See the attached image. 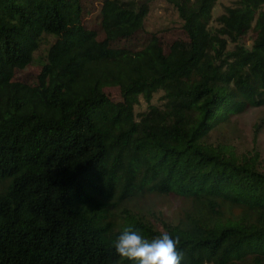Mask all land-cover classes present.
<instances>
[{"label":"trees","instance_id":"trees-1","mask_svg":"<svg viewBox=\"0 0 264 264\" xmlns=\"http://www.w3.org/2000/svg\"><path fill=\"white\" fill-rule=\"evenodd\" d=\"M98 1L93 29L85 0H0V264H135L114 248L125 228L169 234L181 264H264V117L251 150L226 131L264 109V0H236L215 28L219 0H164L187 39L172 53L146 33L148 3ZM151 196L189 208L168 219L141 206Z\"/></svg>","mask_w":264,"mask_h":264},{"label":"rangeland","instance_id":"rangeland-1","mask_svg":"<svg viewBox=\"0 0 264 264\" xmlns=\"http://www.w3.org/2000/svg\"><path fill=\"white\" fill-rule=\"evenodd\" d=\"M86 1V24L93 29H98L99 11L101 3L98 0H85ZM236 0H219L213 11L212 27H217L215 20L224 13V10L228 6H233ZM121 4H124L130 8L135 9L142 3L149 4V14L146 17L145 29L146 33H156L161 38L164 48L167 53H172L174 50L183 49L181 44L185 45L186 36L182 30V24L177 10L168 2L164 0H119ZM146 33L140 34L136 39L129 42H118L113 44L114 48H128L131 50H137L142 48L148 41ZM255 34L250 32L242 41V44L247 47H251ZM100 39L105 38L103 33H100ZM55 42V39L46 36L43 40L42 46L36 52L35 58L43 62L46 58L50 47ZM39 65V64H38ZM39 71L38 66H33L29 69L32 75H36ZM20 72V76H25L26 73ZM109 92L115 97L119 98L118 89L112 88ZM162 93H158L154 96L152 105H160V98ZM149 104L145 102L143 98L140 99V105L135 108L136 115H140L148 111ZM260 117H264V109H251L240 117H237L233 123L226 128L228 138L234 142V144L241 149H252L253 147V126ZM258 148L262 152L264 157V131L259 137ZM141 206L146 210H153L155 213H163L168 219H177L180 214L185 211L188 206V202L182 200L176 196H151L148 199L142 201Z\"/></svg>","mask_w":264,"mask_h":264},{"label":"clouds","instance_id":"clouds-1","mask_svg":"<svg viewBox=\"0 0 264 264\" xmlns=\"http://www.w3.org/2000/svg\"><path fill=\"white\" fill-rule=\"evenodd\" d=\"M178 241L164 233L151 241L137 231L125 228L114 244L116 253L135 264H181Z\"/></svg>","mask_w":264,"mask_h":264}]
</instances>
